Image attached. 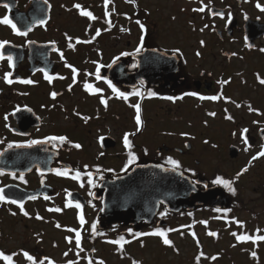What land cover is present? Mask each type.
<instances>
[{
	"label": "flooded vegetation",
	"instance_id": "flooded-vegetation-1",
	"mask_svg": "<svg viewBox=\"0 0 264 264\" xmlns=\"http://www.w3.org/2000/svg\"><path fill=\"white\" fill-rule=\"evenodd\" d=\"M258 20L264 0H0V157L38 146L46 161L25 175L0 172V191L42 188L23 209L42 203L81 225L87 216L91 234L111 242L232 210L241 156L264 157V70L238 71L247 56L264 59V37L246 41ZM147 65L166 67L147 80ZM148 166L204 180L223 202L194 211L184 202L178 213L161 205L136 226L132 211L103 216L112 183ZM197 187L194 205L205 200ZM0 207L18 209L1 198Z\"/></svg>",
	"mask_w": 264,
	"mask_h": 264
},
{
	"label": "rangeland",
	"instance_id": "rangeland-1",
	"mask_svg": "<svg viewBox=\"0 0 264 264\" xmlns=\"http://www.w3.org/2000/svg\"><path fill=\"white\" fill-rule=\"evenodd\" d=\"M247 58L252 60L250 64L240 65L238 71L264 70V59L259 54ZM256 151L241 156L244 172L237 176L236 182L242 191L239 200L243 210L237 213V218L252 231L264 234V157L254 158ZM48 212L47 205L38 202L23 211L0 207V255L12 258V262L0 258V264H264V243L258 244L257 257L252 260L253 245L240 244L234 239V224L230 228L218 221L211 225L214 222L205 214L210 209L196 213L194 228L187 227L186 218L172 220L167 226L171 240L167 247L161 235L142 240L130 237L119 246L111 242V237L95 238L87 216L86 225H81L74 220V213L57 216ZM207 227L225 228L226 234L215 242Z\"/></svg>",
	"mask_w": 264,
	"mask_h": 264
},
{
	"label": "water",
	"instance_id": "water-1",
	"mask_svg": "<svg viewBox=\"0 0 264 264\" xmlns=\"http://www.w3.org/2000/svg\"><path fill=\"white\" fill-rule=\"evenodd\" d=\"M245 29L248 43H253L257 38L264 37V25L260 24L259 20L257 26L249 24ZM147 54L161 55L159 58H164L163 61L166 58L165 55L156 52H147ZM165 67V65H147L143 67L145 71L142 70L140 73L145 74L149 80L151 74H158V70ZM151 68L157 69V71L150 70ZM45 165L46 161L41 158L38 146L18 148L15 151L6 152L0 157V172L9 175H25L34 169L41 171ZM132 173L133 176L112 183L110 188L113 192L106 194L103 201V216L108 217L132 211L135 219L131 225L136 226L141 222L150 224L161 205L166 206L170 212L178 213L181 211V207L178 205L183 206L184 202L188 204V211H194L197 206H203L209 200L217 204L223 202V194L217 187L207 188L206 182L201 180L193 182L175 170L148 166L136 169ZM198 185H202L206 189L202 192L205 200L194 205L188 199L192 194H197ZM16 189L21 194L15 195L11 188H5L0 191V197L6 203H13L18 207H23L28 201L38 198L44 190L41 188L36 192H25L22 189Z\"/></svg>",
	"mask_w": 264,
	"mask_h": 264
},
{
	"label": "trees",
	"instance_id": "trees-1",
	"mask_svg": "<svg viewBox=\"0 0 264 264\" xmlns=\"http://www.w3.org/2000/svg\"><path fill=\"white\" fill-rule=\"evenodd\" d=\"M241 210H243L242 208V205L240 202H238L236 205H234L233 209L229 212V211H224L222 213H216V212H210L208 215L210 216V219H212V221L214 223H212L211 225H216L215 221H218V222H221V223H225L226 226L228 228L231 227L230 224L234 223L235 225V229H234V239H237L238 242L240 244H245V245H253V250H250L251 252V255L250 257L252 258H255L257 257L255 255V250H257V247H258V244L259 243H264V234L260 233L259 231L255 232V231H252L251 228H247L244 223L240 222L239 219L237 218V213L238 212H242ZM218 214L219 217L218 218H215L213 216V214ZM196 215V213H192V214H189L188 217L186 218V220L188 221L187 223V227L189 228H194L195 225H194V216ZM223 215V217L221 216ZM256 215L253 214V218L255 217ZM226 227V228H227ZM208 228V234L210 237H212L214 239L215 242H218V240L222 237L225 236L226 234V231H225V228H218V227H214L213 229ZM167 230V231H165ZM145 231V230H144ZM162 238H163V243H165V247H167L168 244H170L171 240L169 238V230L168 228L167 229H163L162 231ZM123 243H125V241H121L120 242V246L123 245ZM198 243H199V240H198ZM167 244V245H166ZM242 247V246H241ZM2 255H0V258L4 259V261H10L12 262V258L11 257H6V259L4 257H1ZM29 258H31L29 255H28ZM206 256H203V259H205ZM259 260V259H257ZM32 263V261H31Z\"/></svg>",
	"mask_w": 264,
	"mask_h": 264
}]
</instances>
